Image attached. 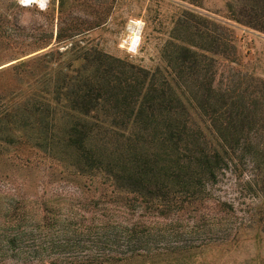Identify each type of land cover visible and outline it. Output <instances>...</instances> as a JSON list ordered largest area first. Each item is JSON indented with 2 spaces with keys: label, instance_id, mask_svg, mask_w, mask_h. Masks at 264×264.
Instances as JSON below:
<instances>
[{
  "label": "rangeland",
  "instance_id": "rangeland-1",
  "mask_svg": "<svg viewBox=\"0 0 264 264\" xmlns=\"http://www.w3.org/2000/svg\"><path fill=\"white\" fill-rule=\"evenodd\" d=\"M21 1L25 6L0 0V116L15 115L38 98L34 93L55 92L51 80L60 85L89 69L88 61L92 70L106 62L115 72L129 64L153 71L169 57L168 38H183L190 27L198 30L193 41L217 59L219 78L252 83L257 153L238 159L208 188L203 218L190 207L145 204L12 138L0 145V264H264V0H49L44 9L29 5L44 7V0ZM96 17L100 26L56 42L69 19L90 28ZM136 20L141 38L131 52L123 39ZM74 43L85 47L78 60L65 53ZM20 62L27 63L15 66Z\"/></svg>",
  "mask_w": 264,
  "mask_h": 264
},
{
  "label": "trees",
  "instance_id": "trees-1",
  "mask_svg": "<svg viewBox=\"0 0 264 264\" xmlns=\"http://www.w3.org/2000/svg\"><path fill=\"white\" fill-rule=\"evenodd\" d=\"M101 24L96 17L83 28L71 18L59 27L56 42ZM187 32L168 38L169 57L153 71L99 51L100 58L129 70L115 72L106 62L92 70L88 61L89 69L62 77L60 85L51 80L55 92L34 93L38 98L31 96L15 115L0 116V145L26 141L72 172L145 204L162 211L190 207L205 218L208 188L238 159L257 153L250 138L257 98L248 91L252 83L239 76L219 78L212 51L193 41L198 30ZM84 49L74 43L65 53L78 60ZM224 60L234 62L228 55ZM253 168L259 171L260 163Z\"/></svg>",
  "mask_w": 264,
  "mask_h": 264
},
{
  "label": "bare ground",
  "instance_id": "bare-ground-1",
  "mask_svg": "<svg viewBox=\"0 0 264 264\" xmlns=\"http://www.w3.org/2000/svg\"><path fill=\"white\" fill-rule=\"evenodd\" d=\"M24 2L30 3L33 0H23ZM45 1V0H44ZM42 7V6H41ZM136 22H132L129 24L127 31H128V42H129V48L128 51L135 52L138 44L140 42V35H141V30L142 26L141 23L135 24Z\"/></svg>",
  "mask_w": 264,
  "mask_h": 264
},
{
  "label": "built area",
  "instance_id": "built-area-1",
  "mask_svg": "<svg viewBox=\"0 0 264 264\" xmlns=\"http://www.w3.org/2000/svg\"><path fill=\"white\" fill-rule=\"evenodd\" d=\"M18 2H20V4L21 5H24L25 6V4L21 1V0H18ZM48 2H49V0H45V2H44V7H41L40 5H38V4H36V3H31V4H29V5H36V6H38L39 8H41V9H44V8H46V6H47V4H48ZM132 22H136L135 24H137L138 25V23H141L140 21H138V20H136V21H132ZM143 24L141 23V26H142ZM127 37H128V35H127ZM125 38V39H123V45H124V47H126V49L128 50V48H129V42H128V38Z\"/></svg>",
  "mask_w": 264,
  "mask_h": 264
}]
</instances>
